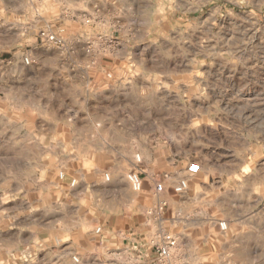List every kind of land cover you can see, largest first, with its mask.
<instances>
[{"label": "rangeland", "instance_id": "374dc122", "mask_svg": "<svg viewBox=\"0 0 264 264\" xmlns=\"http://www.w3.org/2000/svg\"><path fill=\"white\" fill-rule=\"evenodd\" d=\"M57 2L0 0V72L5 73L0 84L4 81L16 82L21 68L25 78L51 73L49 91L60 94L65 88L79 91L87 87L95 96L94 101L89 102L90 108L94 104L95 111L100 112L99 118L90 116L91 125L81 121L76 123L78 117H69L58 120L53 128L44 131L21 117L24 126L16 137L20 143L10 142V150L0 146V213L7 211L11 216L13 209L27 208L25 197L27 200L40 196H47L50 200L59 197L61 201H70L65 206L66 215H45L44 210H40L13 221H35L27 227L20 225L24 228L20 233L21 239L31 240L36 245L30 249L35 252L33 260L25 264H190L193 259H198L200 264H229V261L242 264L250 261L264 247V236L260 235L264 234V202L237 201L234 193L241 191V183L247 185V179L255 178L251 176L253 171L264 167V151L260 147L264 145V140H260L259 136L254 147L249 146L246 155H242L239 148L235 157L225 154L223 149H202L204 158L209 160L207 167L214 175H205L204 180L195 185L188 180L189 189L177 193L175 185L186 176L182 175L185 169L178 166L184 155L181 147L187 151L190 145L177 146L175 141L169 140L165 149L156 152L159 132L151 136L148 132H141L152 142L148 146V155L153 161L151 168L145 165L148 170L141 171L144 178L142 190L135 191L127 175L118 173L114 179L100 183L81 181L70 190L60 191L61 188L67 189V184L56 185L61 178L57 173L67 170L71 174L73 165L77 164L87 170H95L98 156L104 157L108 165L114 163L111 153L122 148L123 144L109 143V140L115 141L128 134L125 128L117 126L119 120L123 119L125 125H140L143 121L142 127H154V122L169 111L175 94L169 95L162 90L151 102L136 96L135 89L147 95L149 81L141 75L147 70L138 60L144 55H151L152 49L145 51L146 45L140 43H132L125 49L123 43L109 41L115 45L113 50V47L96 39L91 17H87L86 22L79 21L80 9L73 10L75 15L69 17L63 9L56 7ZM147 2L127 0L137 13ZM131 19L132 30L127 33L125 44L130 43L140 27L138 16ZM121 23L129 22L121 20ZM52 36L62 42L56 43L50 39ZM119 36L117 29L113 38ZM257 36L259 43V34ZM104 49H107V54L99 55ZM31 56L35 58L32 63ZM53 60L56 67L48 63ZM61 68L66 70L64 76L60 74ZM242 71L237 73V81ZM222 79L233 91L236 90L237 81L227 80V72ZM247 80L251 83L242 93L245 98L264 95L261 91L264 89V58L259 60L256 69L249 72ZM218 92V89L215 92L210 89L213 96ZM161 96H166V99L161 101ZM52 104L58 106L59 99H53ZM69 104L70 99H65L64 107ZM111 107L117 108V111L113 113ZM259 109H264V105H257L256 109L248 108L244 113L252 121L249 126L264 123V112L260 113ZM162 122L178 129L184 117L177 121L175 116H171ZM201 132L205 136L216 134V130L208 126H202ZM77 136L87 143L82 144L78 152H72V156L78 157L76 160L69 159L64 163L57 158V154L44 149L45 144L52 146L61 141L65 146L77 148L72 143ZM97 136L100 142L93 143ZM29 138L33 143L28 142ZM218 158L220 161L216 162ZM200 159L198 155L187 157L190 163ZM200 164L203 169L204 165ZM50 174L56 176L55 180L50 179ZM33 176L44 179L33 186ZM145 179L154 182L153 186L148 188ZM161 183L163 190H158L157 185ZM205 184L209 186L205 187ZM5 197L8 199L5 200ZM73 220L80 221L78 231L63 228V225L70 226ZM222 221L226 222L225 228L220 225ZM98 227H101L99 233L96 232ZM165 232L173 234L178 240L174 248L176 251L172 250L166 263L157 259L152 248ZM189 249H195V252ZM259 264H264V261Z\"/></svg>", "mask_w": 264, "mask_h": 264}, {"label": "clouds", "instance_id": "9594fccd", "mask_svg": "<svg viewBox=\"0 0 264 264\" xmlns=\"http://www.w3.org/2000/svg\"><path fill=\"white\" fill-rule=\"evenodd\" d=\"M56 7L63 9L69 17L75 15L73 10L80 9L79 21L86 22L87 17H91L95 25L93 32L96 39L113 47V50L115 45L109 41L123 43L125 49L131 47L132 43L146 45L145 51L148 48L152 49L151 55H144L138 60L142 68L147 70L141 73L149 81L147 95H142L135 89L133 92L136 96L151 102V99L157 97L162 90L169 95L175 94L169 111L154 122V127H142L143 121L140 125H125L123 119L119 120L120 124L117 126L125 128L128 134L115 141L109 140V143L123 144L122 148L111 153L114 161L112 165H108L104 157L98 156L95 170H87L77 164L73 165L71 174L67 170L63 174L57 173L56 175H60L61 178L56 181V185L67 184V189L61 188V192L70 190L81 181L100 183L114 179L118 173L126 176L131 170H148L145 165L151 168L153 163L152 157L148 155V146L152 143L148 136L157 132L159 140L155 146L156 152L165 149L169 140L175 141L177 146L186 143L190 145L187 151L181 147L184 155L178 166L185 169L182 175H186L192 185L203 181L205 175H214L207 167L209 160L204 158L202 149L211 148L214 151L223 149L225 154L230 153L235 157L237 148L241 150L242 155H246L249 146L254 147L258 142L257 136L264 140V123L249 126L252 123L250 116L244 115L248 108L256 109L257 105H264V95L257 94L247 98L242 95L251 83L247 80L249 72L256 69L259 60L264 58V0H148L139 13L133 10L127 0H58ZM134 16L139 17L140 27L135 31L130 43L125 44V40L128 39L127 33L132 30L130 24H133L131 18ZM121 20L129 23H121ZM117 29L120 36L114 39L113 33ZM105 54L107 49L99 53ZM34 59V56H31L30 63ZM241 70L242 75L237 81V73ZM19 71L20 75L17 76L16 82L4 81L0 84V146H6L7 150H10L12 148L10 142L20 143L16 137L19 129L24 126L21 117L41 131L51 129L58 120L69 117L74 119L78 117L76 123L81 121L80 123L87 122L89 125L90 116L99 118L100 112L95 111L94 104L90 108L89 102L94 101L95 96L87 87L79 91L65 88L57 94L48 90L51 73L25 78L24 70L21 68ZM65 72V69H60L61 75L64 76ZM226 72L227 80L237 81L235 91L222 79ZM4 76L5 73L0 72V79ZM13 76H16L15 72ZM210 89L213 92L218 89L219 92L213 96ZM261 91L264 92V89ZM57 98L60 104L54 107L52 101ZM65 99H70L67 108L64 107ZM160 99L163 101L166 96H161ZM112 109L113 113L117 111V108ZM259 111L264 112V109ZM171 116H175L177 121L184 117V122L179 124L178 129L173 125L166 126L162 122ZM202 126L215 129L216 134L205 136L201 132ZM141 132H148V136L141 135ZM28 142L33 143V140L29 138ZM92 142H100L99 136ZM72 143L77 145V148L65 146L61 141L52 146L45 144L44 149L57 154V158L66 163L69 159L78 158L72 156V152H78L79 147L87 141L82 142L77 136ZM260 147L264 151V145ZM197 155L204 167L198 170L197 175H193L187 171L190 166L187 157L195 158ZM209 157L212 160L210 155ZM218 161L219 158L216 162ZM64 163L61 164L62 167ZM251 176L255 178L247 179V185L240 184L241 191L234 193L235 199L252 200L254 203L264 202V167L253 171ZM55 178V175L50 174V179ZM43 179L33 176L32 185H39ZM208 186L205 184V187ZM199 191L203 192V189ZM4 199L7 200L8 197ZM25 200L27 208L13 209L11 216L7 211L0 213V264H25L32 261L35 256V252L30 249H34L36 245L31 240H22L20 235L24 231L20 225L27 227L35 221L31 223L13 221H17L21 216H31L40 210H44L45 215L49 213L66 215L65 206L70 202L68 199L61 201L59 197L50 200L47 196L32 200L25 197ZM79 202L78 199L77 203ZM79 227V220H73L70 226L63 225V228L73 232L78 231ZM13 228L17 231H9ZM175 251L173 249V252ZM189 251L194 253L195 249ZM256 253L250 261L242 264H259L260 261H264V247ZM190 264H200V261L193 259L190 260ZM229 264L234 262L229 261Z\"/></svg>", "mask_w": 264, "mask_h": 264}, {"label": "built area", "instance_id": "2783aa9c", "mask_svg": "<svg viewBox=\"0 0 264 264\" xmlns=\"http://www.w3.org/2000/svg\"><path fill=\"white\" fill-rule=\"evenodd\" d=\"M50 39H52L53 41L57 42H62L61 39L56 38L55 36L50 37ZM192 164H197L198 170H202L201 164L199 162H192L190 163L189 168L187 169V171L192 172L193 174H197L198 170H193V168L191 167ZM63 174V173H62ZM127 180L129 181V183L131 184L132 188L135 191H140L143 188L144 185V178L142 175V172L139 170H133L130 171L127 174ZM74 186V185H73ZM157 189L158 190H163V184H158L157 185ZM189 189V181L188 178L182 177L178 180L177 184L174 187V190L177 193H183L186 190ZM220 225L225 228L226 227V222L222 221L220 222ZM101 231V227H98L96 229V232H100ZM178 245V240L177 237L174 236L173 234L169 233V232H165L162 234L160 240L158 242H156L155 244H153L152 248L154 249V252L157 256V259L161 262H168V260L171 257V253L172 250L177 247ZM76 261H79L78 257H75Z\"/></svg>", "mask_w": 264, "mask_h": 264}, {"label": "snow or ice", "instance_id": "6c2138e0", "mask_svg": "<svg viewBox=\"0 0 264 264\" xmlns=\"http://www.w3.org/2000/svg\"><path fill=\"white\" fill-rule=\"evenodd\" d=\"M48 63H51L52 65H53V67H56V63H55V61L53 60V61H48ZM198 165L197 164H193L192 165V168H193V170H198ZM247 171V170H246Z\"/></svg>", "mask_w": 264, "mask_h": 264}, {"label": "crops", "instance_id": "0c3cea01", "mask_svg": "<svg viewBox=\"0 0 264 264\" xmlns=\"http://www.w3.org/2000/svg\"><path fill=\"white\" fill-rule=\"evenodd\" d=\"M145 185H147L148 186V188L149 187H152L153 186V184H154V182H151L150 180H147V179H145ZM150 243V242H149ZM152 254H154V253H152Z\"/></svg>", "mask_w": 264, "mask_h": 264}]
</instances>
